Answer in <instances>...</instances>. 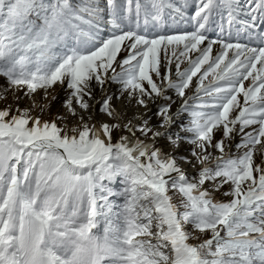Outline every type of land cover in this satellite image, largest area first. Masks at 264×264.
Instances as JSON below:
<instances>
[{"label":"snow or ice","instance_id":"obj_1","mask_svg":"<svg viewBox=\"0 0 264 264\" xmlns=\"http://www.w3.org/2000/svg\"><path fill=\"white\" fill-rule=\"evenodd\" d=\"M0 78L32 102L0 109V264H264V0H0ZM96 88L161 123L85 119Z\"/></svg>","mask_w":264,"mask_h":264},{"label":"rangeland","instance_id":"obj_2","mask_svg":"<svg viewBox=\"0 0 264 264\" xmlns=\"http://www.w3.org/2000/svg\"><path fill=\"white\" fill-rule=\"evenodd\" d=\"M189 14H193L191 8L189 9ZM181 27H184V25H181ZM212 33H215V32H212ZM2 81H3V78H0V82H2ZM115 89H116V86L112 85V86H110L109 90L115 91ZM170 94L174 95L173 93H170ZM17 95L22 96L23 94L17 93ZM53 95L56 97V99H52ZM66 96H67V93L65 92L64 88L59 86V85L55 86L54 89L50 90V94L46 100L43 99L42 90L37 92L35 94L36 100L40 103L50 105V107H48L47 110L43 113L42 118L46 119V120H51V119H54L59 114V115L67 116V120L70 123L76 121L77 118L72 117L67 112V109H65L63 107V102L65 101ZM100 99H102V92L99 88H96L94 91V99L89 101V103L92 105V107L89 109V112L84 113V112H81L80 110H78V115H84L85 119H87L89 113H95L93 119L97 122L103 121V122H108L111 124L114 122L123 123V122H127V121L131 120L133 124L139 125L141 123V118H142L139 115L141 113H143L144 118L151 117V119L149 121V123L151 125L159 126V124L161 123L160 120L158 123L154 120V117H157L154 114L157 111V109H156V106H153L152 102L149 103V106H151L153 109L151 107L150 108H144V107L138 106L135 104L134 101L129 102L126 99L117 100L114 98L112 101V105L115 109V113L119 116V120L114 121L111 117H109L105 114L99 113V111H98L99 105L96 103V101L100 100ZM31 103H32L31 100H29L27 97H24L19 101H16L13 99L12 93L9 92L6 96V100L0 101V109H3L6 106V104H12L14 106L18 104L20 108H24V107L29 106ZM156 103H160V101H157ZM179 106H180V101L177 100V102L172 106L171 111L173 113H175L176 110L179 108ZM38 113H39V109L33 110V114H38ZM186 122H187V116L186 115L182 116L179 120H177V122L175 124H173L170 128L167 129V132L169 134L177 133L183 127V125ZM159 131L165 132L166 130L164 128H159ZM124 134L127 135L128 133H124ZM120 135H121V133L119 131H116L114 133V139L118 138ZM137 135H139V133H137ZM181 135H183V133H181ZM217 138L219 139V133H217ZM232 143L234 144L235 141H233ZM156 146L159 148H162V150L165 153L190 156V153L188 152V148L190 146L187 145V143H181L178 147L174 148L172 145H170V143L167 139L161 137V138H157ZM258 148H259V146H258ZM186 149H187V151H185ZM234 151H235V149L233 148V152ZM176 153H178V154H176ZM257 162H259V155H257ZM182 167L185 168L188 171V173H190V174H194L196 171V169L192 168L187 163L183 164ZM105 183L108 184V186L110 188H112L113 192L122 191L123 185H122V183H120L119 178H117L116 181H112V182L106 181ZM205 187H208V185H205ZM227 190H228V185H225L219 192H214L213 195L218 200L227 201L228 197L223 196V192L227 191ZM110 200L114 205V211H119L118 205L124 203L123 197H120V196L110 197ZM201 239H203V236H201ZM194 242H198V241H194Z\"/></svg>","mask_w":264,"mask_h":264},{"label":"bare ground","instance_id":"obj_3","mask_svg":"<svg viewBox=\"0 0 264 264\" xmlns=\"http://www.w3.org/2000/svg\"><path fill=\"white\" fill-rule=\"evenodd\" d=\"M175 27V26H174ZM209 35H210V38L211 39H216V33H209ZM150 103V102H149ZM153 106H155V104H153ZM151 106H148V108H150ZM152 108V107H151ZM153 109V108H152ZM146 112V111H145ZM140 117H142V118H144L143 116H144V114L143 113H141L140 115H139ZM141 118V119H142ZM154 120L158 123L159 122V119L157 118V117H154ZM185 151H187V149L185 150ZM185 153V152H184ZM183 153V154H184ZM176 154H178V153H176Z\"/></svg>","mask_w":264,"mask_h":264},{"label":"clouds","instance_id":"obj_4","mask_svg":"<svg viewBox=\"0 0 264 264\" xmlns=\"http://www.w3.org/2000/svg\"><path fill=\"white\" fill-rule=\"evenodd\" d=\"M83 264H88V262H87V259H86V258L83 260Z\"/></svg>","mask_w":264,"mask_h":264}]
</instances>
